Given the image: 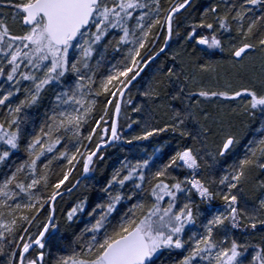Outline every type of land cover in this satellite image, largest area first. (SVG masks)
Returning <instances> with one entry per match:
<instances>
[{"label": "snow or ice", "instance_id": "1", "mask_svg": "<svg viewBox=\"0 0 264 264\" xmlns=\"http://www.w3.org/2000/svg\"><path fill=\"white\" fill-rule=\"evenodd\" d=\"M0 264H264V0H0Z\"/></svg>", "mask_w": 264, "mask_h": 264}, {"label": "trees", "instance_id": "2", "mask_svg": "<svg viewBox=\"0 0 264 264\" xmlns=\"http://www.w3.org/2000/svg\"><path fill=\"white\" fill-rule=\"evenodd\" d=\"M217 57V56H216ZM166 58H163L161 62H165ZM170 64V62H168ZM148 75L145 76V80H148L151 75L150 74H153L155 71H156V66L153 65L151 66L148 70H146ZM150 75V77H149ZM36 117H37V120L39 119V114H36ZM39 121V120H38ZM164 139H166L165 137H162L160 138V140L158 141L159 143H163ZM125 147H128V146H125ZM122 155V153H119V152H114V153H109V160H108V168L110 169L112 165H114L116 162H117V158ZM107 172V170H106ZM106 174V173H105ZM104 180V177L101 176L99 173H97V180L94 182L97 184V186L102 183ZM82 194H86L88 195L89 197V203H90V206H94L95 203L98 201V196L99 194L93 190V191H90V192H87L85 193L83 190H81L80 193H77L76 195L79 196V195H82ZM75 199V197H66V204L68 203H71V201ZM87 217H83L81 220H80V223L75 225L74 227L79 230L80 228H82L86 223H87Z\"/></svg>", "mask_w": 264, "mask_h": 264}, {"label": "rangeland", "instance_id": "3", "mask_svg": "<svg viewBox=\"0 0 264 264\" xmlns=\"http://www.w3.org/2000/svg\"><path fill=\"white\" fill-rule=\"evenodd\" d=\"M219 58H220L219 55H217V57H214L213 59H219ZM150 75H152V74H150ZM150 75H149V77H150ZM35 112H36V114H39V119H40V117L42 115V110H35Z\"/></svg>", "mask_w": 264, "mask_h": 264}]
</instances>
